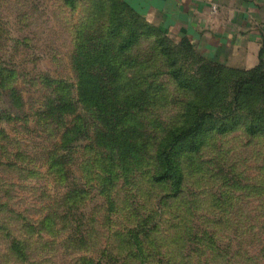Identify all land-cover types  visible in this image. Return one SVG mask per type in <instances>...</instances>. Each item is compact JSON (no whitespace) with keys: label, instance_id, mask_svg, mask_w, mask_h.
Instances as JSON below:
<instances>
[{"label":"rangeland","instance_id":"obj_1","mask_svg":"<svg viewBox=\"0 0 264 264\" xmlns=\"http://www.w3.org/2000/svg\"><path fill=\"white\" fill-rule=\"evenodd\" d=\"M124 1L0 0V264H264V100L219 96L194 145L174 149L185 191L173 198L151 179L157 141L213 108L206 64L226 63ZM95 90L122 119L108 131L119 161L105 191L108 151L74 142L75 107L92 109ZM55 99L64 122L48 112Z\"/></svg>","mask_w":264,"mask_h":264},{"label":"trees","instance_id":"obj_2","mask_svg":"<svg viewBox=\"0 0 264 264\" xmlns=\"http://www.w3.org/2000/svg\"><path fill=\"white\" fill-rule=\"evenodd\" d=\"M121 4L124 7L123 12L127 11L132 15L137 14L135 9L127 1H124ZM153 26L158 28L155 24ZM180 40L182 45L187 46L193 51L195 50L194 47L196 48V45L191 40L188 38H181ZM200 57H202V59L205 58L202 56V53H200ZM206 66L208 67V70L206 71L208 75L211 76L212 70H214L213 75L214 78H216V84L214 85L218 91V95H214V97H216V103L213 105V108H211V110H208L207 108H200L197 113L199 115L198 120L182 130H174V133L170 129L168 135L160 138L156 144V152L154 154L155 164L153 170H151V179L162 186L166 185L173 189L174 193H171L173 198L175 196H180L185 191L184 170L174 153V149L176 150V147L183 140L191 142L192 137L196 136V134L206 124L204 123L205 120H203L205 116L219 115V113H214L218 110L217 101L219 96L224 93L225 96H222L219 101L226 102V95H231V93H233L234 102H239L240 106L243 105L242 102L247 104L248 99L246 98L251 97L252 92L258 93L257 97L260 96V98L264 100V48L261 50L258 65L251 69L230 68L226 65L223 66L219 63H214L213 61H208ZM114 94L116 95V90L114 91ZM83 95H85L84 92ZM97 95L98 91L95 90L94 96L89 98L92 109H90V106L86 104V102L80 105L78 104L75 107L80 110V118H82V121L78 126V136L75 138L74 142L80 143L81 139H86L87 142H85V148L94 147L96 149L103 150L104 152L108 151L107 156L105 157V165L107 168L104 170V174L106 176L100 178L102 181L100 188L105 191V188L116 184V181H114L112 176V169L119 161L116 151L119 150V147L110 146V144L116 142L118 138L111 137V133H108V131L111 128L117 129L119 121L122 119L115 121V112L117 107L120 108V102H118L117 99H115V105L110 102H105L100 108H98L99 102L97 100ZM219 105L220 104L218 103V106ZM66 106L67 105L61 100L55 99L52 101L51 108L48 112L52 113L53 117L58 121L64 122V119L67 117V114H65L66 112H64L67 110ZM123 111L126 112V108H123ZM259 112L260 111H256V115H259ZM96 115H103V117L101 120H98ZM255 121L256 123L264 122V119L256 118ZM226 125L227 124H221L219 128L224 130L226 129ZM259 128H261V126H251V129L253 130H257ZM67 131H69L68 128ZM190 144L194 145L193 142ZM69 145L70 143H68V140L66 142H62L56 150L55 162L56 160L63 161L68 158L69 154L75 147V144ZM108 147H111V149L109 150ZM80 148L82 149L83 147ZM138 226H140V224Z\"/></svg>","mask_w":264,"mask_h":264},{"label":"crops","instance_id":"obj_3","mask_svg":"<svg viewBox=\"0 0 264 264\" xmlns=\"http://www.w3.org/2000/svg\"><path fill=\"white\" fill-rule=\"evenodd\" d=\"M151 23L209 58L251 69L264 48V0H129Z\"/></svg>","mask_w":264,"mask_h":264}]
</instances>
